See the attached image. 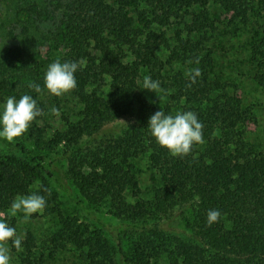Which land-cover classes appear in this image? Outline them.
<instances>
[{"label": "trees", "instance_id": "16d2710c", "mask_svg": "<svg viewBox=\"0 0 264 264\" xmlns=\"http://www.w3.org/2000/svg\"><path fill=\"white\" fill-rule=\"evenodd\" d=\"M0 8V102L31 94L42 111L15 143L0 142V219L18 235L10 204L38 193L57 222L44 248L33 233L11 248L18 264L67 251L76 264H264V141L254 138V105L217 69L212 45L257 19L246 45L264 90V0H0ZM56 60L81 65L73 112L30 88L43 86ZM146 76L162 91L144 90ZM159 110L195 112L203 143L170 155L146 129ZM140 158L158 176L148 195ZM61 180L85 213L117 220L114 232L65 215ZM210 210L221 217L208 226Z\"/></svg>", "mask_w": 264, "mask_h": 264}, {"label": "clouds", "instance_id": "9594fccd", "mask_svg": "<svg viewBox=\"0 0 264 264\" xmlns=\"http://www.w3.org/2000/svg\"><path fill=\"white\" fill-rule=\"evenodd\" d=\"M81 65L78 62H61L56 60L48 65L43 79V86L31 84L30 88L37 94L47 93L55 97H62L77 87L75 74ZM201 75L200 70L193 69L189 73L191 84ZM143 89L153 93L162 91L160 82L146 76ZM53 115H59V110L51 108ZM42 111L37 100L31 94H23L17 99L7 97L0 102V142L15 143L30 128L33 121L41 116ZM203 124L193 111L166 114L163 110L155 112L148 121L147 130L155 142L169 152L173 157H183L190 153L193 146L203 143ZM46 207L44 196L33 193L17 195L11 202L8 215L15 217L23 215L27 222L33 214L42 213ZM221 217L218 210L207 213V224L211 226ZM23 236L17 235L16 229L0 219V264H11V248L20 250Z\"/></svg>", "mask_w": 264, "mask_h": 264}, {"label": "rangeland", "instance_id": "374dc122", "mask_svg": "<svg viewBox=\"0 0 264 264\" xmlns=\"http://www.w3.org/2000/svg\"><path fill=\"white\" fill-rule=\"evenodd\" d=\"M0 10L5 12L3 8H0ZM256 24L257 19H254L247 29L241 31L233 28L227 29L230 35L223 38L222 45L218 44V40L213 41L212 45L217 69L237 79L244 92L246 101L254 105L259 123V128L254 138L259 141H264V90L257 83V72L255 67L248 61V48L246 45L249 32L256 28ZM45 97L48 101L60 99L65 109L69 112L76 110L77 106L70 92L62 97H55L46 93ZM58 124L57 122L55 126H58ZM29 148L35 150L31 145H29ZM137 170L139 171L138 179L142 192L144 195H148L156 186L157 183L154 182V179H157L158 176L149 166L146 158L137 160ZM55 187L60 193V207L65 215L77 216L91 226L96 225V221L100 219L106 226V231L109 234L113 233L114 228L119 226V222L108 215L107 211L104 209L92 210L90 215L85 213L81 205H77L79 201L77 191L67 180H61L59 183L57 182ZM10 217L15 219L18 235L23 236V240L28 233H33L39 246L42 248H44V242L47 237L57 229L56 217L52 215L48 216L45 210L42 213L33 214L27 222L24 221L22 214ZM18 257V253L11 250V264H18ZM76 262L77 260L74 253L72 251H67L52 260L50 259L48 264H76Z\"/></svg>", "mask_w": 264, "mask_h": 264}]
</instances>
